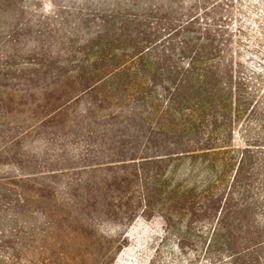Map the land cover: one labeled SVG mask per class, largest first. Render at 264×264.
I'll return each instance as SVG.
<instances>
[{"label":"trees","instance_id":"16d2710c","mask_svg":"<svg viewBox=\"0 0 264 264\" xmlns=\"http://www.w3.org/2000/svg\"><path fill=\"white\" fill-rule=\"evenodd\" d=\"M78 19L86 32L22 70L40 88L39 124L82 137L74 176L23 173L17 209L46 206L103 254L112 235L95 221L159 215L172 264H264V0H115ZM20 232L7 248L23 256L37 239ZM40 239L49 252L48 231Z\"/></svg>","mask_w":264,"mask_h":264},{"label":"rangeland","instance_id":"374dc122","mask_svg":"<svg viewBox=\"0 0 264 264\" xmlns=\"http://www.w3.org/2000/svg\"><path fill=\"white\" fill-rule=\"evenodd\" d=\"M114 1L10 0L5 5L0 4V63L6 69L0 78V264H7L6 255L14 251L7 245L15 243L16 237L21 236L20 230L28 233L29 240L30 235H35L33 239L37 242H28V251L23 256L18 250L14 251L17 253L15 264H149L151 259L155 260L153 264L174 263L173 239L166 234L159 215L148 219L138 216L128 224L104 219L95 221L98 236L112 235L103 254L85 241L81 244L82 238L73 232L76 225L69 224L61 214L51 220L47 218L49 209L39 203H31L22 211L16 207L19 190L13 188L12 182L19 183L23 173L55 169L63 175L52 179L53 183L62 186L75 172L69 171L67 166L75 161L68 160L72 159L70 146L82 140V137L67 135V129L58 130L57 135L56 125L61 127L60 124H39L44 113L37 107L40 88L29 84L22 71L30 67L26 62L28 54L40 48L47 50L52 45L53 49L64 50V39L71 32L76 29L75 34L81 35L88 29L78 26L80 15L85 16L96 6H108ZM259 49L264 57V39ZM62 196L68 197L60 194L59 198ZM48 220L52 221L50 226ZM46 231L53 244L49 252L41 253L36 247L42 243L40 237ZM58 237L67 242L64 249L55 246Z\"/></svg>","mask_w":264,"mask_h":264}]
</instances>
